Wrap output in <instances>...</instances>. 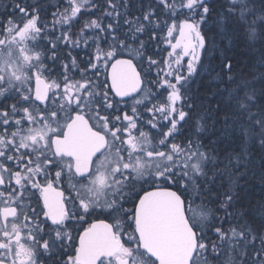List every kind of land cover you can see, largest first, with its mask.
Listing matches in <instances>:
<instances>
[{"label": "snow or ice", "instance_id": "1", "mask_svg": "<svg viewBox=\"0 0 264 264\" xmlns=\"http://www.w3.org/2000/svg\"><path fill=\"white\" fill-rule=\"evenodd\" d=\"M237 47L258 53L239 70ZM257 173L264 0H34L0 20V264H264Z\"/></svg>", "mask_w": 264, "mask_h": 264}, {"label": "trees", "instance_id": "2", "mask_svg": "<svg viewBox=\"0 0 264 264\" xmlns=\"http://www.w3.org/2000/svg\"><path fill=\"white\" fill-rule=\"evenodd\" d=\"M17 2L22 3H33L32 0H0V20L4 19L5 12L11 13L13 10V5ZM56 0H41L46 7L51 8V5L54 4ZM7 6V7H6ZM54 10V9H52ZM132 12H136V9L133 8ZM138 14V13H137ZM19 14L17 13V19ZM48 20H51V16H48ZM58 34V33H57ZM64 51V49H63ZM72 55L77 56L78 60L84 58L85 50L75 49L72 52ZM233 56L234 62L236 63L237 70L244 67L245 64H251L257 54L250 52H245L243 48L237 47L233 49L230 53ZM193 83H197L193 91L194 96L204 97L208 95V87L206 79H196ZM193 83L191 85L193 90ZM243 200L245 204H255L257 201L264 200V183H261L259 180V173H257L256 178H250L247 181V184L244 185L243 191Z\"/></svg>", "mask_w": 264, "mask_h": 264}, {"label": "flooded vegetation", "instance_id": "3", "mask_svg": "<svg viewBox=\"0 0 264 264\" xmlns=\"http://www.w3.org/2000/svg\"><path fill=\"white\" fill-rule=\"evenodd\" d=\"M67 51H68V50H66V56H67ZM63 53H64V51H62L61 55H62ZM76 78H79V73H78V72L76 73Z\"/></svg>", "mask_w": 264, "mask_h": 264}, {"label": "rangeland", "instance_id": "4", "mask_svg": "<svg viewBox=\"0 0 264 264\" xmlns=\"http://www.w3.org/2000/svg\"><path fill=\"white\" fill-rule=\"evenodd\" d=\"M66 50H67V49H64V53L62 54L63 57H67V56H66ZM193 84H194V83H193Z\"/></svg>", "mask_w": 264, "mask_h": 264}, {"label": "bare ground", "instance_id": "5", "mask_svg": "<svg viewBox=\"0 0 264 264\" xmlns=\"http://www.w3.org/2000/svg\"><path fill=\"white\" fill-rule=\"evenodd\" d=\"M32 1H34V0H32ZM193 85H194V86H193V91H194L195 86H197V83H194Z\"/></svg>", "mask_w": 264, "mask_h": 264}]
</instances>
